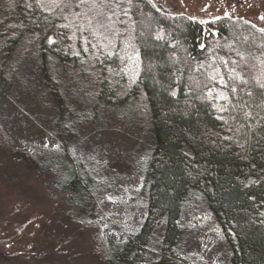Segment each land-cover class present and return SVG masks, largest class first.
<instances>
[{
  "label": "trees",
  "instance_id": "trees-1",
  "mask_svg": "<svg viewBox=\"0 0 264 264\" xmlns=\"http://www.w3.org/2000/svg\"><path fill=\"white\" fill-rule=\"evenodd\" d=\"M89 1L57 0L53 7L42 0L7 2L0 10V91L9 92L16 79L11 63L29 35L59 119L69 108L55 78L56 64H71L82 77L91 74L83 71L84 62L98 71L90 100L104 112L122 113L128 104L145 100L153 134L143 180L146 216L124 242L104 249L103 262L186 264L174 245L183 204L196 190L231 246L232 264H264L263 28L236 17L205 24L167 15L150 0H129L139 62L136 77L126 84L118 55L82 29L80 16L79 25L72 22L73 8ZM70 161L63 153L61 186L72 216L86 225V216L97 208L93 179ZM161 221L160 256L147 262L141 251Z\"/></svg>",
  "mask_w": 264,
  "mask_h": 264
},
{
  "label": "rangeland",
  "instance_id": "rangeland-1",
  "mask_svg": "<svg viewBox=\"0 0 264 264\" xmlns=\"http://www.w3.org/2000/svg\"><path fill=\"white\" fill-rule=\"evenodd\" d=\"M10 1L0 0V10ZM42 1L53 7L57 0ZM150 2L167 15H186L205 24L236 17L264 29V0ZM73 11L74 25L81 23L80 16L82 29L110 55H118L126 84L134 80L139 58L129 0H90ZM83 64V71L91 73L86 77L71 64L53 66L69 108L59 119L31 37L25 36L15 51L11 65L16 79L9 92L0 91V264H105L104 249L124 242L145 219L143 180L153 144L146 102L140 98L122 113L96 108L90 92L96 88L98 71ZM80 89L83 98L77 96ZM63 153L93 179L90 192L97 208L86 216V225L72 216L61 186ZM179 225L174 250L182 262L232 264L231 246L196 190L183 204ZM164 229L161 221L143 247L145 261L160 256Z\"/></svg>",
  "mask_w": 264,
  "mask_h": 264
},
{
  "label": "snow or ice",
  "instance_id": "snow-or-ice-1",
  "mask_svg": "<svg viewBox=\"0 0 264 264\" xmlns=\"http://www.w3.org/2000/svg\"><path fill=\"white\" fill-rule=\"evenodd\" d=\"M83 2H84V0H81V3H83ZM57 7H59V5H57ZM261 19H264V17H261ZM261 31H264V29H262ZM50 42H52V41H50ZM261 87L264 88V85H261ZM232 91L234 92V91H236V89L233 88ZM221 95H223V94H221ZM223 98L224 99H228L227 96H223Z\"/></svg>",
  "mask_w": 264,
  "mask_h": 264
}]
</instances>
